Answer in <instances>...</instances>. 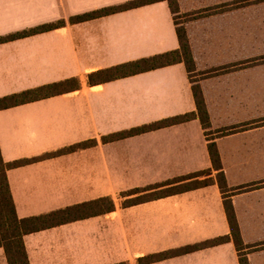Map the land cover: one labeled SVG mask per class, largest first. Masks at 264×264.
Segmentation results:
<instances>
[{"label":"crops","instance_id":"1","mask_svg":"<svg viewBox=\"0 0 264 264\" xmlns=\"http://www.w3.org/2000/svg\"><path fill=\"white\" fill-rule=\"evenodd\" d=\"M135 1L0 0V98L79 80L75 90L0 110L4 162L31 160L7 170L17 216L105 196L115 203L111 212L24 235L29 264H138L149 254L226 236L149 264H240L199 118L157 125L197 111L184 63L88 83L89 73L178 50L179 25L196 71L214 72L195 83L241 237L245 245L264 244V186L238 190L264 183V0H177L176 14L167 0L127 7ZM102 9L114 12L71 21ZM208 9L215 11L204 14ZM117 133L128 134L103 140ZM137 188H153L140 194L153 196L123 207L120 194ZM247 257L264 264V247ZM0 264H8L3 247Z\"/></svg>","mask_w":264,"mask_h":264},{"label":"trees","instance_id":"2","mask_svg":"<svg viewBox=\"0 0 264 264\" xmlns=\"http://www.w3.org/2000/svg\"><path fill=\"white\" fill-rule=\"evenodd\" d=\"M159 0H136L131 4H128L127 7H134L138 5L148 4L151 2H155ZM169 7L171 8L172 13H178V3L177 0H167ZM215 9H208L204 12L211 13L214 12ZM114 9H102L96 12L87 13L84 15L77 16L72 18L71 21H83L87 20L99 15H104L106 13H112ZM175 22L178 25V22ZM63 22H59L58 24L40 26L34 28L28 32L20 33L19 36H24L29 33L44 31L48 29H52L54 27H58L59 24ZM177 37L179 40V49L176 51L165 52L162 54L155 55L150 58L129 62L125 64H120L111 68L98 70L88 75V83L90 85H94L100 82L112 80L118 77H122L127 75V73H137L144 70L176 63L183 62L185 68L188 72L189 78L191 79L192 84V92L193 97L196 104L197 111L195 113H187L184 115L176 116L170 119H166L157 123V125H171L178 122L186 121L197 116L200 120V123L205 129V134L207 135L208 140V152L212 162L213 168L216 170V181L217 184L223 193L224 198V208L226 217L230 226L231 238L233 243L237 249L239 256L240 264H249L247 254L258 248L264 247V244L261 245H245L243 239L240 234L239 225L233 210V206L230 200V194L228 195L226 192L228 191L227 181L225 174L222 169V163L220 159L219 152L217 150L216 144L213 141L214 137H209V128H210V118L207 112V108L204 102L203 94L201 88L195 82L197 81V77L200 75H209L214 72H206L199 73L196 71L195 62L192 57L190 45L188 42L186 30L183 25H179L176 28ZM17 37V36H15ZM228 69V68H223ZM79 88V80L78 78H70L59 83L54 84H46L43 86H39L33 89H29L27 91L21 92L19 94H14L10 96H5L0 98V110L22 104L29 101H34L42 98H47L57 93H62V91L75 90ZM232 129L222 130L217 132V136L226 135L232 133ZM128 133H117L110 135L108 137H104L103 140L108 139H119L124 137ZM93 142H83L81 144H77L71 146L69 148H65L57 151L55 154L64 153L67 151L74 150L78 147H86ZM31 160H19L14 162H4L1 152H0V247H3L8 264H29L27 253L25 250V246L23 243V236L35 231H39L45 228L57 226L60 224L68 223L71 221H75L78 219L87 218L93 215L103 214L107 212H111L115 210V203L112 197L105 196L95 200H91L82 204H76L72 206H67L62 209H58L46 214L29 216L24 218H19L16 214L15 204L11 195L10 186L7 180V170L12 167H17L19 165H23L25 163L30 162ZM200 175L199 172L188 174L182 177L180 180L184 179H194ZM179 180V181H180ZM178 181V180H177ZM264 186V183L257 184H249L242 186L238 190H248L253 188H258ZM153 188H147L144 190L141 189H132L126 192H122L124 197L132 196L130 199H126L122 202L123 207L134 205L144 199L142 195H140L144 191H149ZM229 240V237H219L212 240H208L205 242H201L198 244H194L187 247L177 248L165 250L158 253L149 254L147 256L141 257L137 260L138 264H149L155 261L167 259L173 257L177 254L185 253L189 250L196 249L201 246L214 245L221 243L223 241ZM118 264H127L125 262H121Z\"/></svg>","mask_w":264,"mask_h":264},{"label":"rangeland","instance_id":"3","mask_svg":"<svg viewBox=\"0 0 264 264\" xmlns=\"http://www.w3.org/2000/svg\"><path fill=\"white\" fill-rule=\"evenodd\" d=\"M236 1V0H235ZM252 1V0H251ZM177 17H178V15H176ZM176 16H175V18H176ZM178 18H180V16L178 17ZM177 22H178V20H176ZM182 21V19H179V22H181ZM210 134V133H209ZM145 197H143V198H146V197H150V196H153V195H144ZM120 198V200L122 201H125L126 200V198L122 195V193L120 194V196H119ZM127 197V196H126ZM129 197V196H128ZM132 197V196H131Z\"/></svg>","mask_w":264,"mask_h":264}]
</instances>
